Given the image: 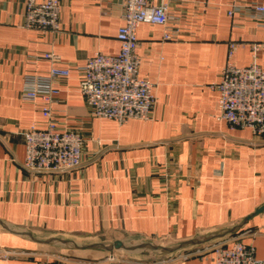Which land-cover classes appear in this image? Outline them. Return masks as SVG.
I'll return each mask as SVG.
<instances>
[{"label":"crops","instance_id":"crops-1","mask_svg":"<svg viewBox=\"0 0 264 264\" xmlns=\"http://www.w3.org/2000/svg\"><path fill=\"white\" fill-rule=\"evenodd\" d=\"M204 1L172 0L176 39H163V25L138 27L139 75L155 83L157 100L150 119L120 124L92 115L80 81L96 50L119 53L122 1L60 0L54 33L25 27L27 0H0V264H148L111 260L114 250L86 245L179 243L219 231L230 234L224 242L241 238L264 258V211L254 214L264 205V136L220 119L211 86L230 41L247 44L234 54L237 65L252 62L250 43L264 39V19L229 16L230 0ZM47 52L71 69L56 82L53 116L85 138L82 165L61 173L24 165V133L45 127L46 117L42 99L20 93L26 74L49 73ZM257 62L264 68V49ZM218 244L190 246L157 264H212Z\"/></svg>","mask_w":264,"mask_h":264},{"label":"built area","instance_id":"built-area-1","mask_svg":"<svg viewBox=\"0 0 264 264\" xmlns=\"http://www.w3.org/2000/svg\"><path fill=\"white\" fill-rule=\"evenodd\" d=\"M124 23L117 38L120 41L118 54H106L96 50L83 67L80 89L91 113L97 117L111 118L120 124L132 118L150 119L156 103L155 83L139 75L142 57L137 52L138 27L142 23L164 26L163 39H176L179 21L172 15V0H121ZM205 0L204 3H212ZM229 16L237 12L253 19H264V0H230ZM264 26V22H259ZM25 27L42 32L61 31L60 0H27ZM245 41L229 43L228 59L212 87L219 92L220 119H225L232 128L248 127L257 136H264V68L257 62L259 51L264 49V39L251 42L253 60L239 66L233 57ZM45 58L53 64L47 74H26L21 98L37 101L42 99V112L46 125H32L24 133L26 156L24 165L38 173H61L79 168L83 163L85 138L73 129L62 128L52 113V104L59 93L57 80L67 79L69 66L61 65V58L47 52ZM212 264H264V258L256 256V247L235 238L214 247ZM116 260L115 255L110 256Z\"/></svg>","mask_w":264,"mask_h":264},{"label":"water","instance_id":"water-1","mask_svg":"<svg viewBox=\"0 0 264 264\" xmlns=\"http://www.w3.org/2000/svg\"><path fill=\"white\" fill-rule=\"evenodd\" d=\"M263 211H264V205L259 207L255 211L254 214H257V213H260ZM253 215H250L249 217H247V219L244 222H246ZM236 229H237V227L234 228L233 231H235ZM225 233H228V231ZM219 237L220 238L224 237V232L223 233L216 232V233H212V234H209L206 236L196 237L193 239L181 241L177 245H174V246L159 245V244H155V243L150 242V241L127 244L126 242H124L122 240H115L114 242L108 243V244L107 243H90V244H87L86 247H99V248H103V249H106L109 251H113L116 249H126V250L131 251V250H136L139 248H150L153 250H160L164 253L172 254V253H175V252L180 251L182 249L188 248L190 246L203 244V243L209 242V241L216 239V238H219Z\"/></svg>","mask_w":264,"mask_h":264},{"label":"rangeland","instance_id":"rangeland-1","mask_svg":"<svg viewBox=\"0 0 264 264\" xmlns=\"http://www.w3.org/2000/svg\"><path fill=\"white\" fill-rule=\"evenodd\" d=\"M219 233H223V231H219ZM230 238V234L224 233V237L213 239L207 243L210 246L214 244H218L219 242H224ZM146 241L153 242L159 245H166V246H174L177 245L178 242H170L168 239H149ZM146 241H138L134 243L146 242ZM131 244V243H128ZM115 254L116 260H125L129 262H138V263H159L165 259H168L170 256L175 255L174 253L168 254L164 253L160 250H153L150 248H139L136 250H126V249H117L113 251ZM177 253V252H175Z\"/></svg>","mask_w":264,"mask_h":264}]
</instances>
